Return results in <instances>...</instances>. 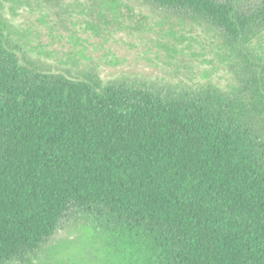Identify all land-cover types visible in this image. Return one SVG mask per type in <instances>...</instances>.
<instances>
[{
	"label": "trees",
	"instance_id": "16d2710c",
	"mask_svg": "<svg viewBox=\"0 0 264 264\" xmlns=\"http://www.w3.org/2000/svg\"><path fill=\"white\" fill-rule=\"evenodd\" d=\"M146 1L219 29L238 86L170 95L36 72L0 18V264H264V0ZM75 212L92 241L33 263Z\"/></svg>",
	"mask_w": 264,
	"mask_h": 264
},
{
	"label": "rangeland",
	"instance_id": "374dc122",
	"mask_svg": "<svg viewBox=\"0 0 264 264\" xmlns=\"http://www.w3.org/2000/svg\"><path fill=\"white\" fill-rule=\"evenodd\" d=\"M0 0L2 43L20 64L102 87L128 84L164 94L217 88L233 93L238 66L221 31L146 0ZM264 53V31L251 45ZM88 216L75 212L33 255V263L75 256L92 241Z\"/></svg>",
	"mask_w": 264,
	"mask_h": 264
}]
</instances>
